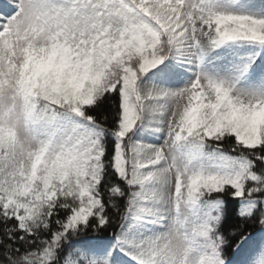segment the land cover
<instances>
[{"label": "snow or ice", "instance_id": "snow-or-ice-1", "mask_svg": "<svg viewBox=\"0 0 264 264\" xmlns=\"http://www.w3.org/2000/svg\"><path fill=\"white\" fill-rule=\"evenodd\" d=\"M0 264H264V0H0Z\"/></svg>", "mask_w": 264, "mask_h": 264}]
</instances>
